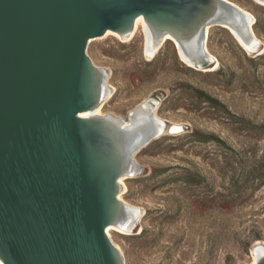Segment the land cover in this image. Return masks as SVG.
Masks as SVG:
<instances>
[{"label": "rangeland", "instance_id": "1", "mask_svg": "<svg viewBox=\"0 0 264 264\" xmlns=\"http://www.w3.org/2000/svg\"><path fill=\"white\" fill-rule=\"evenodd\" d=\"M233 1L255 16V53L220 23L209 28L211 57L193 66L173 39L148 57L142 27L89 42L113 69L105 110L128 113L149 96L180 125L136 151L140 170L125 179L123 197L141 211L132 231H112L126 264H248L264 246V5Z\"/></svg>", "mask_w": 264, "mask_h": 264}, {"label": "water", "instance_id": "2", "mask_svg": "<svg viewBox=\"0 0 264 264\" xmlns=\"http://www.w3.org/2000/svg\"><path fill=\"white\" fill-rule=\"evenodd\" d=\"M156 2L0 0L4 264H118L79 117L91 108L86 52L91 39L151 17Z\"/></svg>", "mask_w": 264, "mask_h": 264}, {"label": "bare ground", "instance_id": "3", "mask_svg": "<svg viewBox=\"0 0 264 264\" xmlns=\"http://www.w3.org/2000/svg\"><path fill=\"white\" fill-rule=\"evenodd\" d=\"M157 1L155 13L151 17L139 15L132 23L118 31L109 30L103 38L115 35L129 39L142 27L148 36L145 48L148 57H152L165 40L173 39L181 57L193 66L211 57L207 43L209 28L212 26L211 23H220L237 37L249 53L260 50V40L253 29L255 16L238 2L233 0ZM253 2L264 5V0ZM189 46L195 48L193 56L188 53ZM86 55L87 93L91 108L81 112L79 117L89 127L86 137L87 149L104 191L110 216L106 236L113 248L117 263L126 264L124 251L115 241L112 231L122 233L132 231L141 211L139 207L124 199L123 193L127 189L125 179L140 170L141 163L136 159L139 150L154 140L170 134L171 130L175 131L180 125L168 123L159 113L160 103L149 96L134 104L128 113L105 110V104L116 89L111 81L113 69L97 64L88 49ZM115 175L117 178L113 179ZM251 254L253 259L248 264H257L264 260V246H256ZM0 264H4L1 258Z\"/></svg>", "mask_w": 264, "mask_h": 264}]
</instances>
